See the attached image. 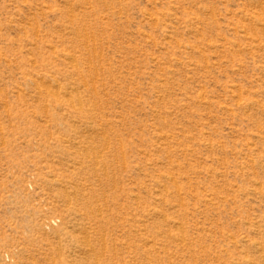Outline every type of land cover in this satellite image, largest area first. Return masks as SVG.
<instances>
[{
  "label": "rangeland",
  "instance_id": "obj_1",
  "mask_svg": "<svg viewBox=\"0 0 264 264\" xmlns=\"http://www.w3.org/2000/svg\"><path fill=\"white\" fill-rule=\"evenodd\" d=\"M249 263L264 0H0V264Z\"/></svg>",
  "mask_w": 264,
  "mask_h": 264
},
{
  "label": "bare ground",
  "instance_id": "obj_2",
  "mask_svg": "<svg viewBox=\"0 0 264 264\" xmlns=\"http://www.w3.org/2000/svg\"><path fill=\"white\" fill-rule=\"evenodd\" d=\"M86 35V34H85ZM86 41V40H85ZM86 43V42H85ZM85 45V44H84ZM70 55V54H69ZM67 57H68V55H67ZM70 58V57H69ZM73 58V57H72ZM69 60V59H68ZM72 60V59H71ZM75 63H76V61H75ZM74 65V64H73ZM76 68V67H75ZM77 70V69H76ZM54 79V78H53ZM58 84V83H57ZM55 85V84H54ZM70 89V88H69ZM74 90V89H73ZM67 92V91H66ZM56 93V92H55ZM55 95V94H54ZM66 95V94H65ZM78 98V97H77ZM79 102V101H78ZM86 151V150H85ZM101 153V152H100ZM98 158H99V154H98ZM95 160V159H94ZM67 196V195H66ZM68 197V196H67ZM100 212V211H99ZM87 234V233H86ZM88 236V235H87ZM100 237H101V235H100ZM84 239H85V237H84ZM91 252H93V251H91ZM97 261V260H96ZM250 264V263H249ZM254 264V263H253Z\"/></svg>",
  "mask_w": 264,
  "mask_h": 264
}]
</instances>
